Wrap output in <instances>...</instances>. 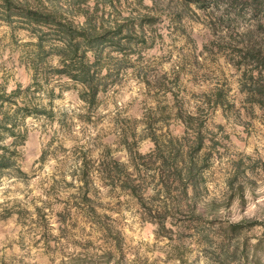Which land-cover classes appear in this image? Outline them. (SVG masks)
Returning <instances> with one entry per match:
<instances>
[{
  "label": "clouds",
  "instance_id": "1",
  "mask_svg": "<svg viewBox=\"0 0 264 264\" xmlns=\"http://www.w3.org/2000/svg\"><path fill=\"white\" fill-rule=\"evenodd\" d=\"M16 4L0 264H264V0Z\"/></svg>",
  "mask_w": 264,
  "mask_h": 264
},
{
  "label": "trees",
  "instance_id": "2",
  "mask_svg": "<svg viewBox=\"0 0 264 264\" xmlns=\"http://www.w3.org/2000/svg\"><path fill=\"white\" fill-rule=\"evenodd\" d=\"M16 9H18L17 12H20L21 14H24V10L21 7L17 6ZM30 14L31 13H28V15H30ZM110 35H119V30H117V32L115 34H113V33H107L104 36H101V35H99L97 33V35L93 37V40H95L97 42L107 40L109 43H115L114 41L108 40V36H110ZM127 39L130 40V41L132 40L131 39V36L127 37Z\"/></svg>",
  "mask_w": 264,
  "mask_h": 264
},
{
  "label": "rangeland",
  "instance_id": "3",
  "mask_svg": "<svg viewBox=\"0 0 264 264\" xmlns=\"http://www.w3.org/2000/svg\"><path fill=\"white\" fill-rule=\"evenodd\" d=\"M12 6L17 7L16 0H12ZM16 11H18V9H16ZM131 39L133 40V39H135V37L131 36ZM113 67H115V65Z\"/></svg>",
  "mask_w": 264,
  "mask_h": 264
}]
</instances>
